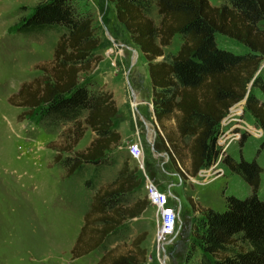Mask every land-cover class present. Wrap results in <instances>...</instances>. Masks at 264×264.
<instances>
[{"label": "trees", "instance_id": "1", "mask_svg": "<svg viewBox=\"0 0 264 264\" xmlns=\"http://www.w3.org/2000/svg\"><path fill=\"white\" fill-rule=\"evenodd\" d=\"M109 1L149 62L154 112L166 135L164 146L167 148L168 142L173 148L170 159L178 170L181 163L186 165L178 143L188 139V171L196 175L217 159L220 121L247 95L264 59V0H227L222 5L210 0ZM153 6L160 16L158 23L151 15ZM57 26L66 31L59 36L53 59L41 66L44 74L22 83L9 102L26 108L23 113L35 118L40 127L72 123L64 131L62 151H73L90 128L96 137L84 150L66 157L63 164L68 175L88 164L100 174L118 163L110 152L120 145L122 135L115 127L118 107L112 92L82 76L92 71L93 60L101 59L97 54L101 41L91 17L78 13L73 0H45L22 18L16 31L33 34ZM217 34L248 50L237 52L220 46ZM176 35L182 36V42L167 58L165 47L172 45ZM257 90L264 93V76L260 74L253 80L246 107L264 130V97H259ZM168 121L175 122V131ZM56 159L62 156L58 153ZM227 164L249 179L252 194L228 196L222 211L201 207L202 228L194 227L184 264H190L199 252L196 264H264V199L257 193L261 168L256 160L243 158L228 159ZM138 171L125 160L117 177L95 192L72 248L73 257L99 248L126 220L146 210L148 199L133 197L142 183ZM190 202L196 209L194 200ZM146 237L147 232L136 236L123 253H116V248L105 251L96 264H144L147 250L141 244Z\"/></svg>", "mask_w": 264, "mask_h": 264}, {"label": "rangeland", "instance_id": "2", "mask_svg": "<svg viewBox=\"0 0 264 264\" xmlns=\"http://www.w3.org/2000/svg\"><path fill=\"white\" fill-rule=\"evenodd\" d=\"M43 1L0 0V264H85L86 260H77L79 257H73L71 252L84 224V215L95 192L117 177L125 160L133 161L131 167H137L138 162L130 155L128 147L138 137L143 143L145 163L144 169L137 167L142 183L133 197L147 198V178V181L153 180L161 191L169 190V204L180 209L178 230L168 239L164 253L159 254L154 238L160 219L157 208L148 203L142 214L126 220L117 233L90 252L88 264H96L110 249L116 248V253L125 252L142 232H147L141 244L147 250L144 264H184L195 233L194 227L202 228L204 214L201 207L222 211L226 209L228 196L245 198L252 194L249 179L240 170H232L227 164L228 159L257 161L261 168L257 193L264 199V130L247 109L244 97L242 105L233 112L237 115L243 109L237 117L245 120L251 128L244 132L236 129L240 135L227 150L217 143L216 135L219 147L216 168L222 169L224 175L204 183L200 175H192L183 163L180 170L176 169L170 159L173 148L171 145L168 147V142L167 148L164 146L166 135L153 111L149 62L118 20L115 5L109 0H73L78 13L91 17L101 41L97 49L101 59L98 62L93 60L92 71L82 76H86L84 81L95 79L98 86L112 92L118 107L115 127L122 140L110 152L111 157H117V164L105 167L100 174L88 164L68 175L63 160L88 147L96 133L88 128L73 151H62L64 131L72 123L40 127L35 118L23 113L26 108L9 102V97L19 90L22 83L44 74L41 66L53 59L59 36L66 31L63 26L33 34L16 31L22 18ZM210 2L222 5L227 0ZM151 15L158 23L160 16L156 6H153ZM215 37L218 44L227 49L237 52L248 50L223 35ZM181 42L182 36L176 35L172 45L165 47V57L174 54ZM260 66L259 74L264 76V59ZM256 94L264 97L260 90ZM229 113L230 110L225 116ZM144 116L151 123L152 133ZM174 123L167 122L171 131H175ZM238 123L232 121L228 127ZM188 143V139L178 143L186 164L189 160ZM58 153L61 160L56 159ZM191 199L197 204L196 209ZM150 234L154 237H149ZM199 259L200 252L190 260V264H196Z\"/></svg>", "mask_w": 264, "mask_h": 264}, {"label": "built area", "instance_id": "3", "mask_svg": "<svg viewBox=\"0 0 264 264\" xmlns=\"http://www.w3.org/2000/svg\"><path fill=\"white\" fill-rule=\"evenodd\" d=\"M236 106L237 105H235L234 108L230 107L231 109L229 108L230 113L227 116H224V118L220 121L219 129L217 132V143L223 146L226 150L230 148L231 142L234 139L238 138V136L240 135V133L235 132L236 129H238L240 132L241 130L242 132H244V130L248 131L251 128L250 124H248L245 120L237 117L242 114L243 109L237 115L235 114V112H233ZM233 114H235V116H231ZM232 121H238L239 123L228 127V124ZM260 128L262 129L261 126ZM262 130H259V132H263ZM128 151L130 155L138 162V168L144 169L145 159L143 152V143L139 137L130 144V146L128 147ZM216 161L217 160H214L213 163L208 166L202 167L199 170L198 175H200L204 183L206 181L210 183L224 175L222 169L216 168ZM147 180V199L150 205L157 208L158 217L160 219V225L154 238L157 244L156 247L158 253L160 254L161 252L164 253L165 246L169 242L168 239L175 235L178 230V223L180 220V209L169 204V198L171 197V195L168 192L161 191L154 184L153 180Z\"/></svg>", "mask_w": 264, "mask_h": 264}, {"label": "crops", "instance_id": "4", "mask_svg": "<svg viewBox=\"0 0 264 264\" xmlns=\"http://www.w3.org/2000/svg\"><path fill=\"white\" fill-rule=\"evenodd\" d=\"M140 114H141V112H140ZM146 128H147V126H146ZM147 130H148V128H147ZM149 132V131H148ZM149 137H151L152 138V135H151V133L149 134ZM131 162H133V161H131ZM131 162H129V164H130V166H131ZM187 165H189V166H187ZM186 166V168L188 169L189 167H190V160H188L187 161V164L185 165ZM138 167V166H137ZM201 169V168H200ZM199 172V171H198ZM198 172H197V174H198ZM168 193H170V191L168 190ZM84 213H85V211H84ZM78 231V229H76V232ZM79 235V234H78ZM149 237H154V234H150V236ZM73 241V240H72ZM76 242V241H75ZM75 245V244H74ZM73 245V246H74ZM73 248V247H72ZM71 248V249H72ZM72 251V250H71ZM92 253V252H91ZM89 258H90V253L89 254H87V255H84V256H82V257H79V258H77V260L78 259H83V260H86V262H85V264H88V260H89ZM82 261V260H81Z\"/></svg>", "mask_w": 264, "mask_h": 264}, {"label": "water", "instance_id": "5", "mask_svg": "<svg viewBox=\"0 0 264 264\" xmlns=\"http://www.w3.org/2000/svg\"><path fill=\"white\" fill-rule=\"evenodd\" d=\"M261 69H262V67L260 66V67L258 68V70H257V72H256V74H255V76H254V78L251 80V82H250V84H249V88H248V93H247V95H246L245 98H244V100H245L244 103H246V101H247V98H248L249 92H250L251 87H252V85H253V80H254V79L257 77V75L260 73ZM131 90H133V89L131 88ZM153 111H154V107H153ZM154 114H155V112H154ZM155 116H156V115H155Z\"/></svg>", "mask_w": 264, "mask_h": 264}, {"label": "bare ground", "instance_id": "6", "mask_svg": "<svg viewBox=\"0 0 264 264\" xmlns=\"http://www.w3.org/2000/svg\"><path fill=\"white\" fill-rule=\"evenodd\" d=\"M137 54V53H136ZM143 119H144V121H145V123H146V125L148 126V128L150 129V131H151V133L153 132V130H152V126H151V123L145 118V116L143 117ZM142 119V120H143Z\"/></svg>", "mask_w": 264, "mask_h": 264}]
</instances>
